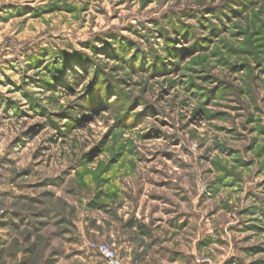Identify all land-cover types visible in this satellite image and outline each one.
Wrapping results in <instances>:
<instances>
[{
  "label": "rangeland",
  "instance_id": "obj_1",
  "mask_svg": "<svg viewBox=\"0 0 264 264\" xmlns=\"http://www.w3.org/2000/svg\"><path fill=\"white\" fill-rule=\"evenodd\" d=\"M150 4L0 0V218L68 264L105 217L153 237L155 264H261L264 25L197 20L196 42L195 13L168 31Z\"/></svg>",
  "mask_w": 264,
  "mask_h": 264
},
{
  "label": "clouds",
  "instance_id": "obj_2",
  "mask_svg": "<svg viewBox=\"0 0 264 264\" xmlns=\"http://www.w3.org/2000/svg\"><path fill=\"white\" fill-rule=\"evenodd\" d=\"M20 2L23 3L24 0ZM35 2L39 5L48 3L49 0H35ZM112 3L117 4V0H112ZM209 4L223 5V7H220L214 16L204 12ZM138 7L139 2L135 3V7L130 4L129 11H135ZM148 7L155 10L149 14L157 17L161 13L168 14L171 23L161 21L168 31L172 27L180 26V22L185 20V13H195V19L191 24L197 38L196 42H199L198 37L201 34L197 20L219 28L220 22L217 16L223 15L229 18L239 16L240 23L247 25L249 35L255 28L264 25V0H151ZM143 11L147 12V9ZM96 43L101 45L100 41ZM163 44L164 41L161 39L155 51L159 52ZM256 71L258 72L259 69ZM261 80H264V77ZM257 85L264 88V84L255 81L251 85L257 91V101L264 108V101L259 100V96L264 95V92L257 89ZM3 210V207H0V212ZM0 219L7 220L6 224L0 225V264H68L67 261H62V257L66 256L67 252L62 246L58 247L53 242L50 230L42 229L35 221L31 224L19 225L15 217ZM110 220L111 217H105V222L97 225L99 232L90 233L79 244L81 252L76 264H155V258L151 255L155 251L152 245L153 237L141 236L140 231L135 227L118 229ZM119 223L121 226L124 224L122 215ZM261 242H264V238L256 241V243ZM158 246L157 244L156 247ZM255 259L264 264V256Z\"/></svg>",
  "mask_w": 264,
  "mask_h": 264
}]
</instances>
